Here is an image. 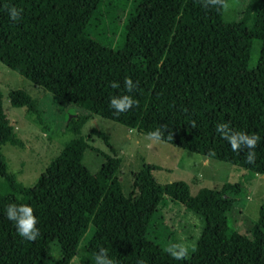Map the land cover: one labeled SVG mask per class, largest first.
I'll list each match as a JSON object with an SVG mask.
<instances>
[{
  "label": "trees",
  "instance_id": "trees-1",
  "mask_svg": "<svg viewBox=\"0 0 264 264\" xmlns=\"http://www.w3.org/2000/svg\"><path fill=\"white\" fill-rule=\"evenodd\" d=\"M130 1L0 0V60L91 114L148 135L158 131L159 139L264 175V0L252 27L241 18L224 21L226 0L215 7H204L203 0H139L124 22L122 42L108 46L104 35L123 24ZM9 6L22 10L19 22L9 21ZM256 39L260 55L250 67ZM126 78L135 85L130 92ZM117 94L130 95L136 105L115 113L109 97ZM2 96L0 89V264H70L91 225L116 264H264V203L245 234L228 215L236 197L210 187L192 194L184 180L160 183L151 164L136 172L133 190L125 195L119 156L107 154L95 173L82 162L94 148L91 133L72 138L35 184L25 185L8 171L2 152L7 142L24 146ZM9 99L38 112L25 89L11 90ZM219 122L257 135L254 163H246L247 149L233 152L215 132ZM92 132L109 142L103 131ZM166 196L205 218L194 251L179 261L166 251L174 245L166 244L167 233L175 238L161 213ZM8 203L31 206L40 231L36 240L17 235L3 214Z\"/></svg>",
  "mask_w": 264,
  "mask_h": 264
},
{
  "label": "rangeland",
  "instance_id": "rangeland-1",
  "mask_svg": "<svg viewBox=\"0 0 264 264\" xmlns=\"http://www.w3.org/2000/svg\"><path fill=\"white\" fill-rule=\"evenodd\" d=\"M138 2L139 0L130 1L129 7L122 14L123 24L119 21L118 27L107 30L103 41L108 46L115 48L122 42L124 22L134 12ZM259 4L260 0H226L223 19L225 22H232L241 18L245 26L252 27ZM260 49L261 42L254 40L250 67L257 64ZM18 88L31 94L38 104L37 113L11 104L9 94L11 90ZM0 89L3 93V108L14 125L15 136L24 143L23 147H17L7 142L2 146V152L8 171L27 186L35 184L51 160L61 153L72 138L91 133L90 143L94 148L85 151L82 162L95 173L105 163L107 154L119 156L121 163L118 176L125 195L133 190L136 172L146 164H151L155 167L152 174L160 183L184 180L190 185L192 194L201 187H210L222 189L224 196L236 197L237 205L228 215L231 223L245 234L259 217L264 203L262 174L225 160L205 157L196 151L131 129L120 122L91 114L80 106L36 86L1 60ZM94 128L108 135V143L112 147L92 132ZM1 184L0 177V186ZM228 184L231 185L228 187ZM161 213L175 237L172 240L167 233L166 244L190 246L188 254L192 253L204 227L205 218L169 196H166ZM90 227L70 264H93L90 251L96 253L103 248L95 229L92 225ZM56 249L52 245V257H55Z\"/></svg>",
  "mask_w": 264,
  "mask_h": 264
},
{
  "label": "clouds",
  "instance_id": "clouds-1",
  "mask_svg": "<svg viewBox=\"0 0 264 264\" xmlns=\"http://www.w3.org/2000/svg\"><path fill=\"white\" fill-rule=\"evenodd\" d=\"M221 3V0H203L204 7H215ZM7 16L10 22L17 23L22 19V10L16 6L7 8ZM110 87L118 88L116 82H111ZM135 85L129 78L124 80V88L130 92ZM109 105L119 114L127 111L129 108L136 105V100L127 94H117L109 97ZM214 130L219 136L224 139L230 146L233 152H238L247 149L245 154L246 163L252 164L255 161L254 149L257 144L258 137L255 134H247L243 131H233L227 122H219L214 125ZM156 139H159L158 131H153L149 134ZM209 155H212L210 152ZM3 214L7 220L14 225L17 235L27 241H34L40 236L39 228L37 227V218L33 215V209L28 204L8 203ZM191 250L190 246L171 245L166 251L173 259L179 261L185 259ZM93 264H116V261L107 253L104 248H100L93 258Z\"/></svg>",
  "mask_w": 264,
  "mask_h": 264
}]
</instances>
